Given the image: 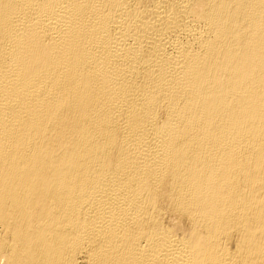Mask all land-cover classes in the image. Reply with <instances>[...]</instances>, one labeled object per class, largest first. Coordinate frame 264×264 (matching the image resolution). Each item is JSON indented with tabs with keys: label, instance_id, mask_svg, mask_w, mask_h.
<instances>
[{
	"label": "bare ground",
	"instance_id": "bare-ground-1",
	"mask_svg": "<svg viewBox=\"0 0 264 264\" xmlns=\"http://www.w3.org/2000/svg\"><path fill=\"white\" fill-rule=\"evenodd\" d=\"M0 264H264V0H0Z\"/></svg>",
	"mask_w": 264,
	"mask_h": 264
}]
</instances>
